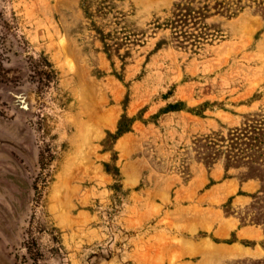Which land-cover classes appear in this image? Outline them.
I'll use <instances>...</instances> for the list:
<instances>
[{
    "label": "rangeland",
    "instance_id": "1",
    "mask_svg": "<svg viewBox=\"0 0 264 264\" xmlns=\"http://www.w3.org/2000/svg\"><path fill=\"white\" fill-rule=\"evenodd\" d=\"M178 6L196 17L188 33L211 34L197 48L168 28ZM6 52L1 69L32 61L40 80L29 185L0 230L12 264H264L225 258L236 238L213 235L226 218L264 231V161L251 172L224 147L208 168L196 142L264 137V0H0ZM124 116L131 132L112 142Z\"/></svg>",
    "mask_w": 264,
    "mask_h": 264
},
{
    "label": "flooded vegetation",
    "instance_id": "2",
    "mask_svg": "<svg viewBox=\"0 0 264 264\" xmlns=\"http://www.w3.org/2000/svg\"><path fill=\"white\" fill-rule=\"evenodd\" d=\"M8 53L4 58L0 56V67L15 64L14 55L18 54L7 57ZM23 72L21 66L17 71L0 68V230L3 232L17 224L16 211L23 200L22 194H26L23 186L29 185L27 170L33 160L31 104L34 85L39 88L40 80L36 78L32 61L27 72Z\"/></svg>",
    "mask_w": 264,
    "mask_h": 264
},
{
    "label": "trees",
    "instance_id": "3",
    "mask_svg": "<svg viewBox=\"0 0 264 264\" xmlns=\"http://www.w3.org/2000/svg\"><path fill=\"white\" fill-rule=\"evenodd\" d=\"M203 9L205 11L206 7ZM186 10V7L178 6L176 10L172 13V16L168 20L167 25L169 29L173 30L174 38L177 40L178 43H186L194 48H197L202 44V41L207 40V38L211 36V34L207 33L204 30L205 27H199L198 32L196 34L188 33L187 30L192 28L189 25L192 24L195 26L196 22H192V19H196V17H189L190 13L186 12ZM195 13L197 14V16L202 17L201 12ZM168 94L169 93H167V95ZM166 96L164 97V100L168 98ZM181 110L182 102L177 101L175 103H168L164 108H161L159 110L158 114L151 116V119L155 120L160 115L170 112H180ZM199 110H201V108H199ZM132 124L133 120L124 116L117 126V131L115 135H108L110 140H112V142H115L123 134L131 132ZM243 130L244 129L238 128L233 129L230 133V142L227 145H223V143H225L224 137L221 136L219 133L214 132L199 139H196L197 143H203V148L205 149L202 152L203 156L200 158V160L203 161L209 168L211 165L214 164L219 152H221L222 149L225 147L228 148L226 149V151L228 153H231L228 158L229 163H239L241 160L246 158L250 162L247 161L244 166H247V168L251 172H259L257 170V167H259L258 161H264V153L262 152V145H264L263 134H261V136L259 134H252V136L248 138L249 143L246 144V146L244 147L245 149H242L240 148L238 140H240L241 136L246 138L243 135L244 133H242Z\"/></svg>",
    "mask_w": 264,
    "mask_h": 264
},
{
    "label": "crops",
    "instance_id": "4",
    "mask_svg": "<svg viewBox=\"0 0 264 264\" xmlns=\"http://www.w3.org/2000/svg\"><path fill=\"white\" fill-rule=\"evenodd\" d=\"M247 184L241 185V190H244ZM244 196L236 195L234 202L244 204ZM213 235L219 240H226L231 236L236 238V241L230 243H222L220 251L225 258H243V257H263L264 249L258 244L264 239V231L255 225H241L234 219H223L213 229ZM242 242H250L253 245H243Z\"/></svg>",
    "mask_w": 264,
    "mask_h": 264
},
{
    "label": "water",
    "instance_id": "5",
    "mask_svg": "<svg viewBox=\"0 0 264 264\" xmlns=\"http://www.w3.org/2000/svg\"><path fill=\"white\" fill-rule=\"evenodd\" d=\"M0 264H12L2 253H0Z\"/></svg>",
    "mask_w": 264,
    "mask_h": 264
},
{
    "label": "bare ground",
    "instance_id": "6",
    "mask_svg": "<svg viewBox=\"0 0 264 264\" xmlns=\"http://www.w3.org/2000/svg\"><path fill=\"white\" fill-rule=\"evenodd\" d=\"M7 225V224H6ZM1 253V252H0Z\"/></svg>",
    "mask_w": 264,
    "mask_h": 264
}]
</instances>
